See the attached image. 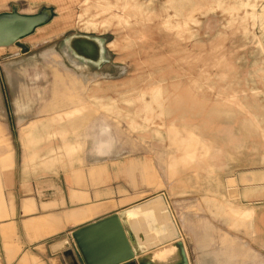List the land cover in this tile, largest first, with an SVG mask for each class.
<instances>
[{
    "label": "rangeland",
    "instance_id": "obj_1",
    "mask_svg": "<svg viewBox=\"0 0 264 264\" xmlns=\"http://www.w3.org/2000/svg\"><path fill=\"white\" fill-rule=\"evenodd\" d=\"M10 15L44 21L0 46V168L45 201L98 168L93 201L157 206L142 264H264V0H0Z\"/></svg>",
    "mask_w": 264,
    "mask_h": 264
},
{
    "label": "crops",
    "instance_id": "obj_2",
    "mask_svg": "<svg viewBox=\"0 0 264 264\" xmlns=\"http://www.w3.org/2000/svg\"><path fill=\"white\" fill-rule=\"evenodd\" d=\"M15 155L16 149L13 148L10 158ZM9 163L0 168L6 171L3 184H0V246L4 252L3 256L0 255V264H85L72 239L73 232L113 215L123 219L132 241V260L137 264L144 262L140 258L146 257L145 250L156 246L146 237L142 219L129 216L127 209L117 208L108 199L93 201V187H97L95 192L99 195L108 191L107 178L103 180L102 169L70 172L64 187L56 185L55 181H48L46 188L52 192L49 193L52 197L45 201L40 200L38 183H32L24 174L18 176L15 171H9ZM60 235H66V240L50 243ZM69 250L72 255H69ZM148 254L156 256L157 252L148 251ZM150 257L145 264L158 259L149 260Z\"/></svg>",
    "mask_w": 264,
    "mask_h": 264
},
{
    "label": "water",
    "instance_id": "obj_3",
    "mask_svg": "<svg viewBox=\"0 0 264 264\" xmlns=\"http://www.w3.org/2000/svg\"><path fill=\"white\" fill-rule=\"evenodd\" d=\"M43 21L44 16L0 17V46L15 43ZM72 239L85 264H137L132 260L134 258L132 241L123 219L118 215L73 232ZM69 255H72L70 250Z\"/></svg>",
    "mask_w": 264,
    "mask_h": 264
},
{
    "label": "bare ground",
    "instance_id": "obj_4",
    "mask_svg": "<svg viewBox=\"0 0 264 264\" xmlns=\"http://www.w3.org/2000/svg\"><path fill=\"white\" fill-rule=\"evenodd\" d=\"M156 207L153 206L152 209H145V208H136V209H131L128 211L129 216H132L134 218L142 219L143 224L146 226V228L156 224L157 222V214L154 211ZM158 210V208L156 209ZM150 225V226H149ZM146 228L145 231H146Z\"/></svg>",
    "mask_w": 264,
    "mask_h": 264
},
{
    "label": "flooded vegetation",
    "instance_id": "obj_5",
    "mask_svg": "<svg viewBox=\"0 0 264 264\" xmlns=\"http://www.w3.org/2000/svg\"><path fill=\"white\" fill-rule=\"evenodd\" d=\"M86 48H87V45H86Z\"/></svg>",
    "mask_w": 264,
    "mask_h": 264
}]
</instances>
